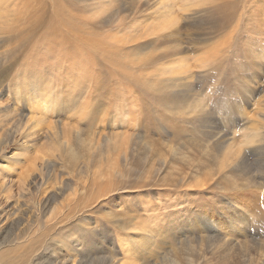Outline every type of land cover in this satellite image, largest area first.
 Here are the masks:
<instances>
[{
    "label": "rangeland",
    "instance_id": "1",
    "mask_svg": "<svg viewBox=\"0 0 264 264\" xmlns=\"http://www.w3.org/2000/svg\"><path fill=\"white\" fill-rule=\"evenodd\" d=\"M62 262L264 264V0H0V264Z\"/></svg>",
    "mask_w": 264,
    "mask_h": 264
},
{
    "label": "bare ground",
    "instance_id": "2",
    "mask_svg": "<svg viewBox=\"0 0 264 264\" xmlns=\"http://www.w3.org/2000/svg\"><path fill=\"white\" fill-rule=\"evenodd\" d=\"M234 171H237V169H234L233 172H234ZM186 215H187V214L184 213V215H183L181 218H178V219H180V221H183L184 218L186 217ZM198 219H199L200 222H202V219L204 220V217L201 216V217H199ZM188 223H192L190 219H188ZM172 225H173V224H172ZM166 226H167V224H166ZM206 226H207V225H206ZM167 227H169V225H168ZM170 227H171V226H170ZM173 227H174V226H173ZM173 227H172V228H173ZM168 229H169V228H168ZM173 229H174V228H173ZM170 230H172V229H170ZM191 233H192V232H191ZM191 233H190V234H191ZM192 234H195V233H192ZM69 259H71V258L69 257ZM60 264H64V263L62 262V263H60Z\"/></svg>",
    "mask_w": 264,
    "mask_h": 264
}]
</instances>
